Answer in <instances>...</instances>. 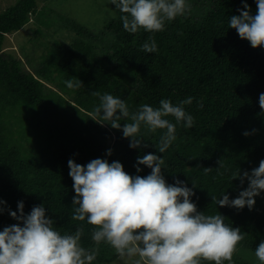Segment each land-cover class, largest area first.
I'll list each match as a JSON object with an SVG mask.
<instances>
[{
	"label": "trees",
	"instance_id": "obj_1",
	"mask_svg": "<svg viewBox=\"0 0 264 264\" xmlns=\"http://www.w3.org/2000/svg\"><path fill=\"white\" fill-rule=\"evenodd\" d=\"M208 1L200 15L187 10L154 33L141 29L130 34L119 10L100 33L68 17L77 36L69 43L55 40L33 68L4 46L8 33L21 29L37 12L38 0H18L0 10V200L6 202L0 205L5 208L0 231L18 223L7 209L17 211L23 201L28 214L43 203L61 234L83 228L81 245L98 248L92 264L117 260L110 245L93 242L92 225L71 219L75 192L68 160L81 165L96 158L119 161L129 175L146 176L151 169L140 165L142 171L137 173L134 165L138 156L154 153L163 156L162 173L168 184L184 181L193 188L191 201L197 211L223 215L225 224L239 228L244 236L236 249L246 246L255 251L264 241L263 200L255 197L249 210L220 207L212 197L237 198L248 181L241 185L232 174L238 169L251 172L264 160V112L259 106V95L264 93V46L253 48L228 27L230 17L243 7L241 0ZM246 2L255 14V0ZM109 32L110 47L103 48L102 37ZM149 36L156 42L155 53L141 48ZM76 79L83 85L69 89L65 81ZM92 92L121 98L130 113L143 104L159 107L162 99L177 104L192 97L184 107L194 125L187 129L177 125L176 140L163 154L155 148L162 130L148 134L142 127L149 146L133 149L121 130L92 119L100 102ZM127 122L131 121H120ZM253 129L254 134L243 135ZM108 149L111 156L106 155ZM205 167L212 170L205 173ZM231 264L250 263L234 252Z\"/></svg>",
	"mask_w": 264,
	"mask_h": 264
},
{
	"label": "clouds",
	"instance_id": "obj_2",
	"mask_svg": "<svg viewBox=\"0 0 264 264\" xmlns=\"http://www.w3.org/2000/svg\"><path fill=\"white\" fill-rule=\"evenodd\" d=\"M238 15L230 17L228 27L235 29L241 39L250 42L253 48L264 46V0H255L257 10L252 14L246 0ZM121 13L124 30L134 34L143 29L154 33L163 31L166 22L185 14L190 8L186 0H110ZM146 53L158 51L155 40L149 36L141 46ZM69 89L83 84L79 79L65 81ZM95 107L93 120L101 125L110 124L121 130L129 139V147L147 148L141 128L148 134L161 131L155 148L160 154L176 140V126L184 128L194 125V118L185 111L193 98L173 104L162 99L159 107L143 104L136 112L130 113L124 100L111 94L101 95ZM259 106L264 112V93L259 95ZM168 117L175 120L173 123ZM131 122L120 123L121 119ZM252 133L245 131L244 136ZM106 155L111 156L108 149ZM163 156L148 153L137 157L134 167L137 173L140 165L151 169L146 176H131L119 161L111 163L96 158L86 165L68 160L69 176L73 180L75 195L72 198L73 221H86L93 226L92 240L96 245L105 242L121 258L137 257L133 264H201V261L223 264L232 262L236 245L244 238L239 228L225 224L220 213L205 215L197 211L191 201L195 195L184 181L175 179L168 184L162 173ZM223 165L219 161V167ZM212 169L203 168L205 173ZM239 179L248 186L235 199L227 194L215 200L218 206L252 210L255 197L264 192V160L251 172L238 169L232 180ZM193 187H195L193 185ZM6 202L0 200V205ZM9 215L18 221L0 231V264H92L98 255V248L86 249L80 243L83 228L74 233L61 234L54 228L55 222L46 215L43 203L33 206L30 213H24L23 201L18 202L17 211L7 209ZM5 208L0 207V214ZM255 256L264 264V241L255 249Z\"/></svg>",
	"mask_w": 264,
	"mask_h": 264
},
{
	"label": "rangeland",
	"instance_id": "obj_3",
	"mask_svg": "<svg viewBox=\"0 0 264 264\" xmlns=\"http://www.w3.org/2000/svg\"><path fill=\"white\" fill-rule=\"evenodd\" d=\"M18 0H0V10L7 8ZM208 0H186L190 5L188 11L195 16L200 15L208 7ZM118 10L110 0H38L37 12L21 29L8 33L4 50L20 56L25 65L33 68L37 60L46 52L55 40L71 42L77 36L75 30L66 21L68 17L77 19L94 31L103 30L105 24L117 16ZM103 48L110 47L113 35H103ZM47 85L54 87L52 84ZM68 98L69 94H65ZM260 197L264 202V192ZM235 256L250 264H260L255 256V251L240 246L235 251ZM137 257L129 259L118 257L117 260L105 264H133Z\"/></svg>",
	"mask_w": 264,
	"mask_h": 264
}]
</instances>
